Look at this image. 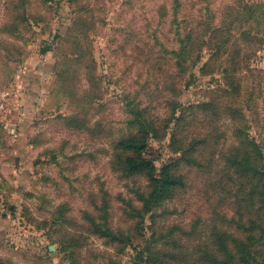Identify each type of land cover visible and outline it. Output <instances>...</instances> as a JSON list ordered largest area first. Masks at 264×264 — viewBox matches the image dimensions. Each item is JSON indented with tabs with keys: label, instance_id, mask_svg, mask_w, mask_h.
I'll return each instance as SVG.
<instances>
[{
	"label": "rangeland",
	"instance_id": "1",
	"mask_svg": "<svg viewBox=\"0 0 264 264\" xmlns=\"http://www.w3.org/2000/svg\"><path fill=\"white\" fill-rule=\"evenodd\" d=\"M180 40L193 45L183 71ZM174 101L193 114L186 134L215 143L133 217L145 179L116 143L139 109L158 128L145 155L157 170L175 160ZM244 127L264 144V0H0V264H215L235 234L224 164Z\"/></svg>",
	"mask_w": 264,
	"mask_h": 264
},
{
	"label": "trees",
	"instance_id": "2",
	"mask_svg": "<svg viewBox=\"0 0 264 264\" xmlns=\"http://www.w3.org/2000/svg\"><path fill=\"white\" fill-rule=\"evenodd\" d=\"M214 32L217 31L214 30ZM209 33L211 38L212 31ZM180 41L179 47L173 51V54L175 66L183 71L188 67L184 65L193 45H186L182 40ZM202 41L205 43L206 40ZM211 105L209 101L200 102L193 107L205 113L212 109ZM175 109H179L178 112H175ZM187 110L188 108H183L180 102L174 101L171 117L174 129L171 134V144L174 151H179L180 155L157 170L155 161L145 155L144 150L149 137L154 136L158 128L139 109L130 108L131 123L134 125L135 132L120 138L116 148L121 154L119 162L122 170L128 176L139 175L145 179L144 190L137 193L140 206L131 210L133 217L141 219L146 213L157 209L161 202L171 199L174 193L184 186L181 167L201 165L199 158L203 148L208 147L210 143H215L211 132L192 130L186 134L185 126L189 129L188 125L194 122L193 114ZM176 113H178L177 116H175ZM196 117L199 115L196 114ZM204 117L206 118V115ZM245 128L241 130L238 137V147L237 145L232 147L233 151L231 154L228 152L224 164L231 172L225 171L229 177L230 188L233 185L236 189V209L229 218H225L227 227H233L235 234L230 238L232 243L230 246L223 241L220 242L219 253L223 259H215V264H264V260H258V251L264 246V144L256 141L255 138H248L247 128ZM92 226L101 236L113 242L121 240L127 243L119 232L105 226L100 229V224L95 222ZM223 233L230 237L226 231Z\"/></svg>",
	"mask_w": 264,
	"mask_h": 264
}]
</instances>
